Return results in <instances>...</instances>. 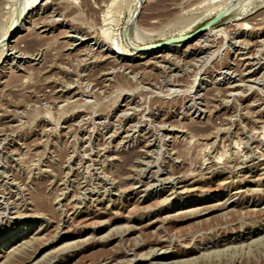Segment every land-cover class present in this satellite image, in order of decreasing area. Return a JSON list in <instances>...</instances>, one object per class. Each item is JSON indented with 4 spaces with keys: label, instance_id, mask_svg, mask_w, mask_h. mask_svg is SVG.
<instances>
[{
    "label": "rangeland",
    "instance_id": "1",
    "mask_svg": "<svg viewBox=\"0 0 264 264\" xmlns=\"http://www.w3.org/2000/svg\"><path fill=\"white\" fill-rule=\"evenodd\" d=\"M24 4L0 0V243L33 232L0 264H264V0H43L2 47Z\"/></svg>",
    "mask_w": 264,
    "mask_h": 264
},
{
    "label": "bare ground",
    "instance_id": "2",
    "mask_svg": "<svg viewBox=\"0 0 264 264\" xmlns=\"http://www.w3.org/2000/svg\"><path fill=\"white\" fill-rule=\"evenodd\" d=\"M22 1H24V9H23V11H22V14H21V16L19 17V20H18V27L15 29V27H13V28H11L3 37V42L2 43H4L5 41H7V44H4L2 47H7V45H8V43H9V40L12 38V35L13 34H15L16 33V30H18L29 18H31L33 15H35L36 13V10L38 11V8H39V6L41 5V3H42V1L43 0H22ZM230 1V0H229ZM139 2H140V0H138V4H139ZM109 4V3H108ZM138 4H136V5H138ZM221 4V3H220ZM223 4V3H222ZM226 4V3H225ZM233 4V3H232ZM232 4H231V6H232ZM20 5H21V3H20ZM112 5V4H111ZM219 4H217V6H218ZM234 5V4H233ZM137 8H138V6H137ZM136 8V9H137ZM215 8H216V6H215ZM215 8H213V9H215ZM227 9H228V7H227V5H222V6H220V7H218V8H216L215 10L216 11H214L215 13H213L214 15L213 16H215L216 14H218V13H221V12H224L226 15H228L229 13H230V11H228L227 12ZM230 10V9H229ZM136 12V11H135ZM133 13H134V11H133ZM133 13H132V17H133ZM211 13H212V11H211ZM19 14V13H18ZM135 14V13H134ZM108 15V14H107ZM225 15V16H226ZM210 17V16H209ZM18 18V17H17ZM131 19V18H130ZM155 19V18H154ZM156 20V19H155ZM104 22V21H103ZM16 23V22H15ZM17 26V25H16ZM241 26V25H240ZM24 27V26H23ZM25 29V28H24ZM183 31H184V29H182ZM186 30V29H185ZM215 29L213 28V29H210L208 32H206V33H204V34H201L198 38H205V36H207V35H209L208 33L209 32H212V31H214ZM182 32V31H181ZM101 33H102V31H101ZM103 33H105V32H103ZM213 33V32H212ZM174 36H176V35H174ZM210 36V35H209ZM208 36V37H209ZM204 40V39H203ZM106 41V40H105ZM197 41V40H196ZM154 44V43H153ZM177 47H179L178 45H173V44H168V45H166V46H161V45H159L158 43L157 44H155V45H142V46H140V45H136V46H134L133 47V50H134V52H132V53H124V51L123 52H120V51H117V53H119V56L117 57L119 60H121L122 62H135V61H138V60H140V59H142V58H144V57H147V56H151V55H154V54H158V53H170V52H174V51H176L175 49L177 48ZM187 48V47H186ZM2 49V48H1ZM118 49H120V48H118ZM3 50V49H2ZM5 51H9V50H4L2 53H1V56H0V58H2L3 57V55H5L4 56V60H5V58H7V56H6V54L7 53H5ZM12 50L10 49V52H11ZM122 51V50H121ZM13 52V51H12ZM12 54V53H11ZM21 54V53H20ZM8 56H10V55H8ZM16 56V55H15ZM24 56V55H23ZM32 57V56H31ZM173 58V57H172ZM150 60V59H149ZM128 66V65H127ZM117 67V66H116ZM127 68V67H126ZM111 70V69H110ZM127 70V69H126ZM196 83V82H195ZM194 83V84H195ZM200 87H201V85H197V88L195 87V85H194V87L192 86V88L191 89H193V90H195V93L197 92V91H199L200 90ZM188 91V90H187ZM189 92V91H188ZM192 102V101H191ZM123 138V137H122ZM144 147V146H143ZM141 152V151H140ZM134 168V167H133ZM11 176V175H10ZM4 182V181H3ZM109 183V182H108ZM149 185V184H148ZM7 186H9V185H7ZM65 186V185H64ZM17 188V187H16ZM80 190V189H79ZM190 190V189H189ZM79 195V194H78ZM77 197V196H76ZM138 197V196H137ZM211 197V195H206V196H203V197H199V198H196V200L195 201H191V200H189V201H187V202H185V203H183L181 206H179V205H175V206H173L172 205V207L171 208H175V209H177V208H182V207H186V208H189V207H192V206H198V205H200V204H202V203H206L207 201H211L212 200V198H210ZM166 198V197H165ZM164 201H165V199H164ZM213 206V205H212ZM1 207V206H0ZM198 208V207H197ZM201 210V209H200ZM195 211V210H194ZM189 212V211H188ZM33 214V213H32ZM31 214V215H32ZM29 216H30V214H29ZM34 216V215H33ZM37 216V215H36ZM22 217V216H21ZM31 217V216H30ZM39 217V216H38ZM31 227H32V223H27V224H25L24 225V227H23V229H22V231L20 232V236L19 237H17V236H13V237H7L6 239H4L3 241H1V243H0V253H2V252H6V250H8L9 248H11L12 249V247L11 246H13V244H16V243H18V242H20L21 240H22V238H27V237H29V235L33 232V230L31 229ZM260 229V228H259ZM253 233V232H252ZM240 234V233H239ZM237 235V237H234V239H237V238H239L240 236H242V235ZM249 234H251V232H247L246 231V233H245V235H249ZM244 236V235H243ZM214 237V236H213ZM223 238V237H222ZM27 240V239H26ZM39 240V239H38ZM28 242V241H27ZM240 242V241H239ZM22 243H23V241H22ZM28 244V243H27ZM26 244V245H27ZM71 244H72V242H71ZM19 245V244H18ZM187 246V245H186ZM249 246V245H248ZM19 247V246H18ZM2 248V249H1ZM14 249H16L15 247L13 248V250ZM194 250V249H193ZM12 251V250H11ZM10 251V252H11ZM9 252V253H10ZM13 252V251H12ZM16 252V251H15ZM191 252V251H190ZM3 253V254H4ZM8 253V254H9ZM17 253H18V251H17ZM16 253V254H17ZM15 254V253H14ZM2 256V255H1ZM6 256V255H5ZM10 256H12V255H10ZM29 256V255H28ZM4 257V256H3ZM7 257V258H6ZM5 257V259L7 260L8 259V255ZM2 258V257H1ZM10 258V257H9ZM12 258V257H11ZM4 259V260H5ZM5 260V261H6ZM2 262V261H1ZM10 262V261H9ZM7 263V262H6ZM20 263V262H19ZM157 264H159V263H157Z\"/></svg>",
    "mask_w": 264,
    "mask_h": 264
},
{
    "label": "water",
    "instance_id": "3",
    "mask_svg": "<svg viewBox=\"0 0 264 264\" xmlns=\"http://www.w3.org/2000/svg\"><path fill=\"white\" fill-rule=\"evenodd\" d=\"M225 15L226 14L224 12L218 13L211 20H209L206 24H204L203 26H201L200 28H198L197 30L192 32L191 34L185 35L182 38H174V39L164 41L162 43H159V45L166 46L170 43H176V42H180V41L182 42V44H185V43L189 42L192 38L200 35L204 30L210 28L213 24H215L216 22L221 20Z\"/></svg>",
    "mask_w": 264,
    "mask_h": 264
}]
</instances>
